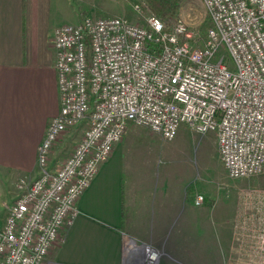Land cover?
<instances>
[{
	"label": "built area",
	"instance_id": "built-area-1",
	"mask_svg": "<svg viewBox=\"0 0 264 264\" xmlns=\"http://www.w3.org/2000/svg\"><path fill=\"white\" fill-rule=\"evenodd\" d=\"M201 2L211 20L202 45L184 21L168 24L148 11L143 24L112 15L54 27L60 110L38 146L39 175L20 177V193L0 204V264L43 262L130 122L165 139L182 124L214 130L232 177L264 172V0ZM82 121L72 151L50 168L55 142ZM148 250L147 263L157 264L159 251Z\"/></svg>",
	"mask_w": 264,
	"mask_h": 264
},
{
	"label": "crops",
	"instance_id": "crops-1",
	"mask_svg": "<svg viewBox=\"0 0 264 264\" xmlns=\"http://www.w3.org/2000/svg\"><path fill=\"white\" fill-rule=\"evenodd\" d=\"M52 7L53 0H0V183L6 195H0L2 202H12L20 193V177L39 175L38 146L60 110L51 43L58 24ZM183 126L189 127L182 124L178 132ZM157 134L129 123L79 197V215L61 229L41 264H124L130 239L159 246L165 251L163 264H232V252H223L229 229L221 223L235 221V210L227 203L219 216L209 215L205 202L194 201L204 192L187 190L162 171ZM58 142L52 147L50 168L71 152L54 158ZM161 175L165 179L160 181ZM250 260L243 262L251 264Z\"/></svg>",
	"mask_w": 264,
	"mask_h": 264
},
{
	"label": "rangeland",
	"instance_id": "rangeland-1",
	"mask_svg": "<svg viewBox=\"0 0 264 264\" xmlns=\"http://www.w3.org/2000/svg\"><path fill=\"white\" fill-rule=\"evenodd\" d=\"M139 0H53L52 17L54 23H76L86 16H125L129 20L143 24L147 10L137 11L134 4ZM202 2L199 5H190L175 18L164 19L166 23L173 24L178 20L184 21L191 30L198 45V41L204 43L206 31L211 24ZM220 54H225V61L234 67L232 59L228 56L225 47L220 49ZM85 123L80 122L74 130L64 139L57 140V154L53 157L61 158L72 151L80 129ZM73 128V129H75ZM80 128V129H79ZM161 152L158 164L170 178L176 180V184L183 185L187 190L194 188L202 191L205 196V204L208 213L219 216L225 210L227 203L231 210H235L236 219L227 223H221L222 227H228L229 242L223 252H232L228 257L229 263L245 264V259H255L254 264H264V172L249 176L232 177L223 164L219 152L217 135L214 130L201 134L190 127L183 126L172 139H165L157 134ZM77 139V140H76ZM37 155V154H36ZM52 157V155H51ZM162 179H165V175ZM158 181L157 183H161ZM163 183V182H162ZM5 189L0 183V195H4ZM239 192V199L236 198ZM188 195V194H187ZM0 197V204L3 199ZM6 198V197H5ZM10 201V200H8ZM234 214V216H235ZM241 220L239 223L237 221ZM213 226L219 224L213 222ZM234 226V228H232ZM219 234V230L216 231ZM214 234V231L212 230ZM215 235V234H214ZM146 243L136 239L128 242V254L135 245ZM260 245V247H259ZM154 246V247H153ZM159 251L157 264H163L165 251L155 247ZM259 247V248H258ZM259 256H262L260 259ZM200 257V256H199ZM225 258V256H224Z\"/></svg>",
	"mask_w": 264,
	"mask_h": 264
},
{
	"label": "trees",
	"instance_id": "trees-1",
	"mask_svg": "<svg viewBox=\"0 0 264 264\" xmlns=\"http://www.w3.org/2000/svg\"><path fill=\"white\" fill-rule=\"evenodd\" d=\"M201 0H139L141 8L154 13L163 19L175 18L182 9L190 5H199ZM208 14V13H207ZM209 17V14H208ZM210 19V18H209ZM192 42L195 43V40ZM202 45V41H198Z\"/></svg>",
	"mask_w": 264,
	"mask_h": 264
},
{
	"label": "water",
	"instance_id": "water-1",
	"mask_svg": "<svg viewBox=\"0 0 264 264\" xmlns=\"http://www.w3.org/2000/svg\"><path fill=\"white\" fill-rule=\"evenodd\" d=\"M135 247H138L139 249L135 250L132 248V250L127 254V257L124 260V264H138L139 262H142L143 264L147 263V256L149 255L148 245L142 243L135 245Z\"/></svg>",
	"mask_w": 264,
	"mask_h": 264
},
{
	"label": "bare ground",
	"instance_id": "bare-ground-1",
	"mask_svg": "<svg viewBox=\"0 0 264 264\" xmlns=\"http://www.w3.org/2000/svg\"><path fill=\"white\" fill-rule=\"evenodd\" d=\"M139 249V248H138Z\"/></svg>",
	"mask_w": 264,
	"mask_h": 264
}]
</instances>
